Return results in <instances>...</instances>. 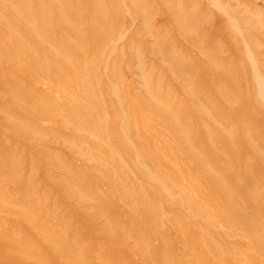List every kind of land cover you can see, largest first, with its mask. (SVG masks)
<instances>
[{
    "label": "rangeland",
    "instance_id": "obj_1",
    "mask_svg": "<svg viewBox=\"0 0 264 264\" xmlns=\"http://www.w3.org/2000/svg\"><path fill=\"white\" fill-rule=\"evenodd\" d=\"M0 264H264V0H0Z\"/></svg>",
    "mask_w": 264,
    "mask_h": 264
},
{
    "label": "bare ground",
    "instance_id": "obj_2",
    "mask_svg": "<svg viewBox=\"0 0 264 264\" xmlns=\"http://www.w3.org/2000/svg\"><path fill=\"white\" fill-rule=\"evenodd\" d=\"M211 1V0H210Z\"/></svg>",
    "mask_w": 264,
    "mask_h": 264
}]
</instances>
